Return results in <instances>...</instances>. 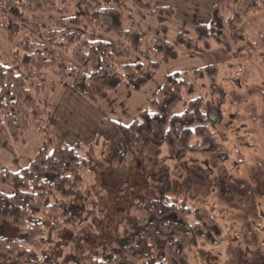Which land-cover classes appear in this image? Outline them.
<instances>
[{
	"label": "trees",
	"instance_id": "trees-1",
	"mask_svg": "<svg viewBox=\"0 0 264 264\" xmlns=\"http://www.w3.org/2000/svg\"><path fill=\"white\" fill-rule=\"evenodd\" d=\"M127 1L139 15L157 17L160 26L151 39L152 51L144 48L142 35L125 14ZM159 1L163 0H81L83 16L73 15L70 0L0 1V33L13 46L10 55L16 66L0 62V149L16 159L14 144L31 129L45 138L29 166L19 172L0 171V187L11 192L0 191V228L9 223L17 232L12 239L0 234V264H192L196 248L197 254L205 253L222 243L219 224L209 212L169 195L167 184L156 178L164 147L170 153L208 159L222 151L210 112L219 80L216 66L166 76L138 120L126 126L104 119L88 145L71 147L59 138L54 132L57 121H47L36 96L46 85L54 90L50 75L60 81L70 78L76 94L98 103L123 84L143 89L162 64L179 59L177 46L192 54L209 50L212 40L228 47V26L235 42L242 38L243 18L234 12L238 0H218L209 25L197 26L195 38L179 33L174 42L165 26L174 16L173 8L156 7ZM225 12L231 16L226 18ZM46 14L57 17H42ZM89 27L99 34L111 33L118 41L113 45L90 39L83 34ZM26 29L41 35L44 43L20 40ZM28 81L35 83L34 91ZM183 104L186 110L176 114ZM116 140L124 151L118 154L121 163L133 158V147H141L142 172L150 176L154 198L136 199L117 226L115 240L104 238L80 254L77 242L88 234L100 235L109 214L103 202L106 190L89 178L101 142Z\"/></svg>",
	"mask_w": 264,
	"mask_h": 264
},
{
	"label": "rangeland",
	"instance_id": "rangeland-1",
	"mask_svg": "<svg viewBox=\"0 0 264 264\" xmlns=\"http://www.w3.org/2000/svg\"><path fill=\"white\" fill-rule=\"evenodd\" d=\"M194 1L196 5H193ZM262 1H237L234 12L243 18V34L239 42H235L227 24L228 47L212 40L209 50L192 54L177 46L179 59L162 64L154 78L143 89L136 91L131 85L123 84L105 101L89 102L103 116L105 114L106 118L129 126L138 120L142 110L149 107L150 101L163 87L166 76L173 73H192L208 66L218 68L219 80L211 94L210 112L211 120L215 123L214 132L222 140V151L214 153L213 158L208 159L202 155L184 156L170 153L164 147L160 158L161 170L156 177L167 184L164 189L169 190V195L184 198L190 207L209 212L219 224L222 243L205 249V253L197 254L199 249L196 248L195 253H192L193 258L196 255L192 264H264ZM70 2L73 15L83 16L81 0ZM207 4L208 0H163L156 3V7L173 8L174 16L165 22L168 39L174 42L179 33L195 38L197 26L210 24L207 22L209 19L206 20ZM256 4L260 5V9L252 8ZM134 7L128 1L124 5V12L131 17V23L142 35L144 48L152 51L151 39L160 26L157 17L149 13L138 14V17ZM229 16L231 14L225 12V17ZM42 17L57 16L46 14ZM83 34L90 39L106 40L113 45L118 41L115 35L99 34L92 27ZM21 39L44 43L43 37L31 29H26ZM12 49L13 46L4 33H0L2 63L14 65L10 55ZM206 92H209L208 89ZM206 92L198 91L197 95L205 96ZM186 108L187 105H179L175 113L180 115ZM117 142H101L93 161L95 171L89 179L97 187L106 190L103 202L109 214L104 228L99 229L100 235L88 234L84 241L77 242L80 254L102 244L104 238L115 240L117 226L126 217L128 207L136 199L154 198L148 183L150 176L142 172L141 147H133V158L121 163V156L118 154H123L124 151L115 145ZM17 157L16 154L15 160ZM1 162L0 170L4 168ZM3 192L11 193L8 189H3ZM0 234L7 239L17 236V232L9 223L0 228Z\"/></svg>",
	"mask_w": 264,
	"mask_h": 264
},
{
	"label": "crops",
	"instance_id": "crops-1",
	"mask_svg": "<svg viewBox=\"0 0 264 264\" xmlns=\"http://www.w3.org/2000/svg\"><path fill=\"white\" fill-rule=\"evenodd\" d=\"M217 2L218 0H208L206 10V20L209 19L207 20L208 23L212 20V10ZM127 3L128 1L123 4V8ZM195 3L194 1L193 5H196ZM136 13L137 15L139 14L137 8ZM138 17L140 16L138 15ZM47 78L54 85V90H52L51 86L46 85L41 91L36 93V96L45 110L47 121H57V126L54 129L55 134L71 147L79 143L88 145L93 142L96 138L98 126L104 119H107L105 114L103 116L89 101L75 93L71 87L70 78L64 81L55 79L50 75H47ZM27 84L34 91L35 83L28 81ZM44 145V136L34 128L31 129L25 135L23 142L14 144V149L18 156L17 160L0 149V162L4 161L1 162V166L4 168H1L0 171L19 172L22 168L30 165ZM3 189L6 188L0 187L1 192H3Z\"/></svg>",
	"mask_w": 264,
	"mask_h": 264
}]
</instances>
